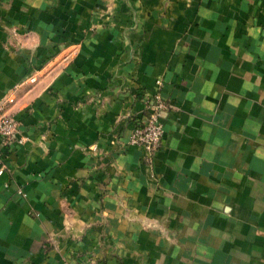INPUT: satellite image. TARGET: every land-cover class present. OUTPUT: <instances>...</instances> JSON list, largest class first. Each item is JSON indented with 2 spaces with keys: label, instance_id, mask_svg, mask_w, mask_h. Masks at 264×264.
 <instances>
[{
  "label": "crops",
  "instance_id": "0c3cea01",
  "mask_svg": "<svg viewBox=\"0 0 264 264\" xmlns=\"http://www.w3.org/2000/svg\"><path fill=\"white\" fill-rule=\"evenodd\" d=\"M11 93L0 264H264V0H0Z\"/></svg>",
  "mask_w": 264,
  "mask_h": 264
},
{
  "label": "built area",
  "instance_id": "2783aa9c",
  "mask_svg": "<svg viewBox=\"0 0 264 264\" xmlns=\"http://www.w3.org/2000/svg\"><path fill=\"white\" fill-rule=\"evenodd\" d=\"M28 81L29 84H33L36 78L30 76ZM142 100L147 109V114L133 128L127 146H136L142 150L144 156L151 157L161 145L163 136L161 117L167 111L169 105L158 92L152 95L145 94ZM15 104L16 97L13 93L0 99V155L3 149L9 147L13 142L22 143L23 141L22 138H17L19 122L11 112Z\"/></svg>",
  "mask_w": 264,
  "mask_h": 264
}]
</instances>
